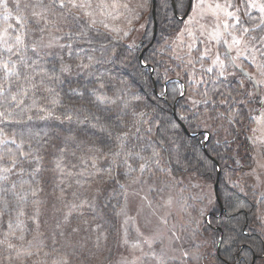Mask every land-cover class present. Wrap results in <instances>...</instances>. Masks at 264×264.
Listing matches in <instances>:
<instances>
[{
    "label": "snow or ice",
    "instance_id": "obj_1",
    "mask_svg": "<svg viewBox=\"0 0 264 264\" xmlns=\"http://www.w3.org/2000/svg\"><path fill=\"white\" fill-rule=\"evenodd\" d=\"M12 3L14 8L10 10L9 0H0L5 21V25L0 27V125H4L0 127V162H5L0 164V182L3 183L8 181L10 174H17L15 169L19 168V171L23 172L25 163L35 161L33 171L36 173L41 171L40 164L44 157L39 153L43 147L41 141L44 137L33 130L30 122L48 120H55L60 124L65 121L72 122L71 114L65 113L62 119L47 107L49 104L53 106L60 104L59 93L50 82L59 81L62 75L70 74L76 69L91 72L94 65L100 63L94 55L80 56L73 45H92L99 38L121 39L122 31L123 36H127L128 30H122L117 26L118 23L131 24L132 19L139 18V11L147 7V0H12ZM180 6L185 7L183 0ZM186 7L190 10V14L185 13L188 19L182 21L184 26L176 30L175 39L170 46L171 60L175 62V68L171 70L176 71V75L185 79L192 91L202 97L200 100L193 99V104H216L217 97H220V104L240 105L238 113L229 111V123L238 115L243 116L245 108L252 110L248 119L255 127L250 130V139L253 146L260 150L261 158L258 163L259 167L264 169V98H261L264 96V0H187ZM10 17L15 19V27L7 23ZM61 40H65L66 43H61ZM65 56L69 59L66 60ZM48 57H54L59 62V67L53 63L51 69H45L41 61ZM234 69L236 71H233ZM167 71L169 69H166ZM237 75L242 79L234 92L225 91L226 84L224 88L217 86L218 80L227 81L229 77L235 79ZM96 79L100 88L105 87L100 77ZM209 82L213 85L212 92H199L198 86ZM245 82H250L251 91ZM180 87V95L183 96L184 86ZM95 100L102 105L117 104L116 100L100 95H97ZM257 104L258 109L255 107ZM257 112L258 114H252ZM139 123L140 121L136 119L133 120L131 127L125 123L114 138L110 129L101 126V130L109 139H113L112 147H108L107 151L95 143L83 147L81 149L83 154L78 157L83 171L73 174L59 157L52 171L58 172L61 176L60 184L67 181L68 187L72 186L73 181L83 187L76 177H84L89 187L93 184L105 185L110 181L119 184L125 202L120 205L116 214L125 217V224L131 222L135 228L137 238L131 247L136 249L147 245L148 252L152 253V259L156 264H167L169 259L176 260L179 264H192L193 260L199 261L200 257L184 248L186 241L184 233L196 236L198 229L193 225H199V219L189 215L186 223L169 226L170 219H174L171 209L177 198L169 195L164 199L162 196L161 202L154 203L147 193L141 195L145 184L149 185L150 190L161 193L175 185L171 182H162L163 187L153 188L149 183L156 176V173L149 172V169L152 162L159 164L160 153L154 151L151 156L146 157L129 147L132 139L141 138L138 135L141 131ZM7 125L26 127L9 131ZM64 140V146L59 149L61 154L66 152L69 143L81 147L82 142L74 135L65 136ZM33 141L40 147L33 148ZM10 144L16 146L15 151L9 148ZM25 145L28 146L27 149ZM72 155L76 156V153L73 152ZM102 160L107 162L103 166L105 168L103 172L100 164ZM136 162H139L138 167L133 166ZM76 167L77 165L73 163L72 168ZM120 168L125 169L124 183H119L118 177L114 174ZM158 171L163 174L162 169ZM146 173L148 175H145ZM156 179L159 177L156 176ZM137 185L140 186V191L136 190ZM96 190L99 191L100 188L97 187ZM40 191L39 182L30 189L33 197ZM65 195V189L61 188L57 198L63 201ZM72 195L76 196V193L73 192ZM130 196L139 197L135 216L130 215ZM32 203L38 204L39 201L33 200ZM4 204L6 208L8 201L5 200ZM82 206L83 202L80 205L73 203V207ZM146 209L150 211L146 213ZM71 210L70 208L69 211ZM3 215L4 210L0 209V216ZM24 216V207H18L14 216L16 223L10 219L7 231L0 233L2 236L0 249L6 253L7 264H26L29 260L32 264H69L62 256L53 257L52 254L57 249L45 251L41 240L43 233L40 232V225L37 222L38 211L30 217L33 223H36V228L27 232V235L26 229L21 227L23 224L21 218ZM137 217L143 221L141 227H136ZM67 218L66 214L65 219ZM72 231L75 232L77 229L73 228ZM28 236H31V239H28ZM124 243L128 244L126 237ZM154 245L162 246L158 254L154 252ZM122 264L134 262L125 259Z\"/></svg>",
    "mask_w": 264,
    "mask_h": 264
},
{
    "label": "trees",
    "instance_id": "obj_2",
    "mask_svg": "<svg viewBox=\"0 0 264 264\" xmlns=\"http://www.w3.org/2000/svg\"><path fill=\"white\" fill-rule=\"evenodd\" d=\"M172 2L178 10L186 9L187 0H183L185 7L180 6L181 0H156V33L153 36L152 25L143 38L148 47L142 56L144 66L138 60L137 50L124 44L120 39L99 38L92 45H73L80 56L94 55L100 63H96L91 72L76 69L70 74L62 75L59 81L50 82L59 93L60 104L58 106L49 104L47 107L62 119L65 113L71 114L73 120L70 123L65 121L63 124L55 120L30 122L33 130L44 137L41 141L43 147L39 153L44 157L40 164L41 171L39 173L33 171L35 161H32L23 165V172L17 168L14 170L17 174H10L6 183L0 182V209L4 210V215L0 216V233L7 231L10 219L16 223L15 210L23 206L25 216L21 218L23 220L21 227L26 229V235L36 228V223H33L30 217L37 211L39 213L37 222L40 225V232L43 233L41 240L45 251L57 249L52 254L53 257L62 256L70 264L97 263L95 256L99 252L94 250V242L91 241V247L87 249L85 240H93L89 235L92 231L91 226L111 223V214L121 202L119 184L110 181L105 185L93 184L89 187L84 177H76L83 187L75 181L68 187L67 181L60 184V174L52 169L59 157L73 174L83 171L78 159L83 154L81 151L83 147L95 143L107 151L108 147L113 146V139H109L101 130V126L110 129L114 138L125 123L131 127L133 120L136 119L140 121L138 126L141 131L138 135L141 138L132 139L129 147L146 157L151 156L154 151L160 153L159 164L152 162L149 172L163 178L165 175L158 170L165 167L172 177L195 175L214 185L219 169L218 200H215L208 221L204 223V231L210 236L215 264H257L263 259L264 238L254 226L257 222V210L262 209L264 199L253 187L248 186L241 190L237 182L241 178L238 173L246 170L242 163L247 156L243 155V151L251 126L247 108L244 109L243 116L238 115L229 123V111L238 113L240 105L220 104V97H217L216 104L201 103L193 111L184 97L179 98L181 82L175 80L172 75L176 71L171 70L174 69L172 65L174 62L171 60L170 47L166 45L168 35L177 29L178 24ZM67 30L66 28L65 31ZM61 43L66 41L61 40ZM65 59L69 58L65 56ZM53 63L59 67V62L54 57L41 61L45 69H51ZM166 69L169 71L166 72ZM97 77H100L105 87H99ZM180 80L185 83L186 88H190L184 79ZM225 84L227 88H224ZM217 86L224 88L225 91L234 92L239 84L231 80L223 82L218 80ZM198 90L212 92L213 85L209 82ZM195 94L198 100L202 99L200 95ZM97 95L114 99L117 104L102 105L95 100ZM40 102L44 103L43 100ZM25 127L7 125L9 131ZM68 135L76 136L82 142L81 147L69 143L66 152L61 154L59 149L64 146V137ZM27 147L25 145V149ZM32 147L38 148L40 145L33 141ZM9 148L15 151L16 146L10 144ZM73 152L76 156L72 155ZM3 163L5 162H0ZM73 163L77 165L76 168H72ZM138 163H134L133 166L138 167ZM100 164L103 172L105 170L103 166L107 162L102 160ZM124 172L125 169L120 168L114 173L119 183H124ZM37 182L41 191L33 197L30 189L35 187ZM97 187L100 188L99 191L96 190ZM61 188H64L66 193L63 201L57 198ZM73 192L76 196L72 195ZM5 200L8 201L6 208ZM33 200L39 203L33 204ZM82 202V207H73V203L80 205ZM108 226L109 224L104 228ZM73 228L77 231L73 232ZM28 239H31V236H28ZM103 249L104 245H101L100 250ZM0 264H7L6 253H3L2 249ZM26 264H32V261H26Z\"/></svg>",
    "mask_w": 264,
    "mask_h": 264
},
{
    "label": "rangeland",
    "instance_id": "obj_3",
    "mask_svg": "<svg viewBox=\"0 0 264 264\" xmlns=\"http://www.w3.org/2000/svg\"><path fill=\"white\" fill-rule=\"evenodd\" d=\"M154 18L157 23V18L155 15V6H156V0H154ZM173 4V2H172ZM173 12L175 5L173 4ZM14 8V3H12V0H9V9L11 10ZM186 9L178 10L176 7V19L178 21L177 29L182 28L184 24L182 21H186L188 19V16H185V13L187 11ZM188 13L190 14V10H188ZM139 18L138 19H132L131 24L125 23H118V27H120L122 30H128V35L123 36V31L121 32V41L137 50L138 52V60L139 55L143 54L147 50V44L145 42L144 35L147 32L148 28H151L153 25V15H152V0H147V7L138 13ZM15 16V13L13 12V17ZM185 16L184 18H182ZM152 20V21H151ZM7 23H10L15 27V19L10 17L7 21ZM5 25L4 21V10L3 8H0V27H3ZM157 28V25H156ZM154 29V27H153ZM176 29V30H177ZM156 30V29H155ZM176 30L172 31L167 39H166V45L169 47L172 45L173 40L175 39ZM156 33V32H155ZM59 35V34H57ZM155 34H153L154 36ZM152 36V40H153ZM140 62V61H139ZM140 64L144 66V62H141ZM173 65V68H175V62ZM151 69V73H152ZM233 71H236L235 69ZM246 71H253L251 69H246ZM174 79H178L181 82V85L184 86V95L179 94V98L185 99V102L187 105L191 108V110L194 111V109L198 108L201 103L193 104L192 100L197 99L198 97L195 94V92L192 91V88H186L185 83L180 80L182 78H179L176 75V72L172 74ZM215 78V77H213ZM172 79V78H171ZM242 77L240 75H237L235 79L229 77L228 80L236 81L238 84H240ZM185 80V79H184ZM187 83V81L185 80ZM246 86L248 87V90L251 91V84L250 82H245ZM188 84V83H187ZM204 86V84H200L198 88ZM258 96H261L260 93H257ZM261 98H264V96H261ZM257 109L259 108V105L257 104L255 106ZM248 115L252 111L250 108H247ZM252 114H258L252 113ZM206 128V124L204 125ZM255 127V124L251 123V126L248 130V138H247V145L244 148L243 155L247 156L245 158V161L242 163L246 170H241L238 173V176L241 177L240 181H237L239 184V188L243 190L245 187H253L254 190L258 191L261 198L264 199V169L259 167V160L261 158V153L259 148L254 147L250 136H251V128ZM165 168V167H164ZM163 168V170H164ZM166 170V171H165ZM162 175H165L162 179H156L153 177L152 181H149V183L152 185L153 188H161L163 187L162 182H171L174 184V187L167 188L163 193L159 191H152L149 188L148 184H145L143 186V189L141 191V195H144L145 193L148 194L149 199L153 200V202H161V197L163 196L164 199H167L169 195L173 196L176 199V202L171 209V215L174 217V219H170L169 226L176 223H186L187 217L189 215L195 216L199 219V225H193V227H196L198 229V233L196 236H191L188 233H184L186 237V241L184 243V248L188 249L189 251L195 253L200 257L199 261L193 260L192 264H215V258L213 255L212 247L210 246V236L208 233H205L204 231V223L208 221V215L210 213L211 208L213 207L216 196L213 190V184L211 182L204 181L203 179L195 176V175H187L184 177H172L169 174V171L165 168ZM145 175H148L146 173ZM238 180V179H237ZM179 182V183H176ZM219 182V181H218ZM136 190L140 191V186H135ZM125 202V198L122 195L121 202L119 206H117L116 211L111 214V223L99 225L96 224V226H91L92 231L89 233L91 235L90 237L93 240H85L86 247L89 249L91 247V241L94 242V250H96L98 255L95 253V264H100L101 262H104L103 264H122V261L125 259L134 262V264H156V262L152 259V253L148 252L147 245H142L141 248L133 249L131 247V244L136 241V231L135 228L132 226L131 222L129 224H125V217L118 216L116 213L119 210V207L121 204ZM139 206V197H129V208H130V215L135 216L136 215V208ZM150 210L146 209L145 212H149ZM166 211V210H165ZM203 213V215H201ZM39 218V217H38ZM262 219H264V204L262 209L259 208L257 210L256 215V225L254 228L263 236L264 238V222H262ZM39 220V219H38ZM109 226L105 229L104 227L106 225ZM143 224V221L141 218L137 217V223L136 227H141ZM98 225V226H97ZM142 231L144 229L142 228ZM94 233V235H93ZM99 235V239L98 238ZM125 237L128 239V244L124 243ZM167 243V242H165ZM104 245V249H101V245ZM99 245V246H98ZM109 245V246H108ZM197 246H199V251H197ZM161 245H154V252L158 254L161 250ZM170 255H173L170 253ZM104 260V261H103ZM69 262V261H68ZM70 264V262H69ZM167 264H179L178 261L169 259ZM257 264H264V257L263 259H260Z\"/></svg>",
    "mask_w": 264,
    "mask_h": 264
},
{
    "label": "water",
    "instance_id": "obj_4",
    "mask_svg": "<svg viewBox=\"0 0 264 264\" xmlns=\"http://www.w3.org/2000/svg\"><path fill=\"white\" fill-rule=\"evenodd\" d=\"M154 0H152V15H153V27H154V29H153V34H155V29H156V25H157V23H156V20H155V18H154ZM188 10L189 9H187V11L186 12H188ZM174 14L176 15V10H175V8H174ZM186 16V15H185ZM185 16H183L182 18H184ZM141 57H142V54L141 55H139V61L141 62ZM189 136H193V134H190V133H188V132H186ZM218 179H219V169H218V174H217V178H216V181H215V183H214V185H213V190H214V193H215V196H216V199L218 200V197H217V186H218Z\"/></svg>",
    "mask_w": 264,
    "mask_h": 264
}]
</instances>
